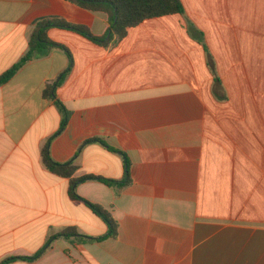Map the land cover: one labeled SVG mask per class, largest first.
I'll use <instances>...</instances> for the list:
<instances>
[{
    "label": "crops",
    "instance_id": "obj_1",
    "mask_svg": "<svg viewBox=\"0 0 264 264\" xmlns=\"http://www.w3.org/2000/svg\"><path fill=\"white\" fill-rule=\"evenodd\" d=\"M181 1L184 14L146 20L109 44L52 28L72 58L53 47L0 86V263L34 255L67 228L109 232L42 161L63 119L44 91L72 61L56 89L70 118L50 153L72 162L75 178L122 181L129 161L126 186L77 188L118 233L60 237L40 259L9 264H264V0H197V11ZM46 18L110 35L107 14L67 0H0V75ZM95 137L118 151L84 144Z\"/></svg>",
    "mask_w": 264,
    "mask_h": 264
},
{
    "label": "trees",
    "instance_id": "obj_2",
    "mask_svg": "<svg viewBox=\"0 0 264 264\" xmlns=\"http://www.w3.org/2000/svg\"><path fill=\"white\" fill-rule=\"evenodd\" d=\"M67 1H70L82 8L94 12H103L107 14L109 17L110 35L108 36V34H106V36H102V37L95 36L89 27L81 24L71 23L64 19L46 18L40 20L36 23L30 35L28 52L17 64H15L12 68H10L9 70H7L6 72L0 75V86L4 85L9 80H11L12 77L27 62L31 61L34 58L43 57L47 55V53L53 47H61L65 49L68 52L70 58H72L70 52L63 45L58 44L49 38L48 32L52 28L72 30L96 43L109 44L114 39V36H116L118 40H121L128 34L130 28L136 27L146 20L164 17L173 14L185 13L184 4L182 3L181 0H67ZM71 67H72V61L68 69L61 75L59 81H56L53 85L48 86L44 91V96L46 98L55 99L57 106L63 113V119L59 131L56 134H54L52 137H50L45 143L42 149V161L46 166V168L52 173L70 179V186H69L70 198L73 200L81 201L88 208H90L99 218H101L108 225L109 232L108 234H106L101 238H90L79 234V232L75 228H67L62 232L51 236L47 244L41 250L36 252L34 255L29 257H23V256L8 257L4 259L0 264H9L11 262H15L18 260L34 262L40 259L48 251L49 247L51 246V243L55 239L60 237H66V238L75 237L81 241L83 240L98 241L102 238L117 236L118 233L117 220L112 216V214L108 210H106L100 204L91 202L80 196L77 192V188L81 183L88 181H99L110 187L126 186L130 182L129 161L126 160V176L122 181L108 179L93 174L75 178L74 175L77 170V167L73 165L72 162H67V163L56 162L52 158L50 153L53 139L66 128L70 118V111L67 110V108L61 101L56 100V89L63 82L66 75L70 71ZM91 142H99L113 151H118L115 148L109 147L106 144V142L99 137L91 138L85 141L84 144Z\"/></svg>",
    "mask_w": 264,
    "mask_h": 264
},
{
    "label": "rangeland",
    "instance_id": "obj_3",
    "mask_svg": "<svg viewBox=\"0 0 264 264\" xmlns=\"http://www.w3.org/2000/svg\"><path fill=\"white\" fill-rule=\"evenodd\" d=\"M188 1V0H187ZM184 2V0H183ZM198 8H200V4H198V1L197 0H192L191 2V7L187 6V9H191L192 11H197ZM173 18H176V17H173ZM165 19H156L155 21H157L158 23H161L163 24L162 22L164 21ZM154 21V22H155ZM205 23V25H208L209 22L208 21H203Z\"/></svg>",
    "mask_w": 264,
    "mask_h": 264
}]
</instances>
